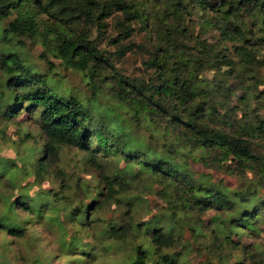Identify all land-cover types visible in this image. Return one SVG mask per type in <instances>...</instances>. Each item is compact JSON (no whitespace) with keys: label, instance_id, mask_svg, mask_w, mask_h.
Here are the masks:
<instances>
[{"label":"rangeland","instance_id":"1","mask_svg":"<svg viewBox=\"0 0 264 264\" xmlns=\"http://www.w3.org/2000/svg\"><path fill=\"white\" fill-rule=\"evenodd\" d=\"M130 1L141 17L130 22L133 31L120 42L135 44L131 51L119 58L112 55L115 45L107 37L115 36V21L120 19L116 14L105 20L107 27L102 38L94 26L89 32L115 70L146 80L152 70L145 68L142 61L151 54L155 43L160 45L178 17L165 12V0ZM32 12L39 28L58 25L57 19L44 11L39 9L35 13L32 9ZM219 15L218 9L200 8L196 0H185L177 19V25L184 29L183 50L176 48L174 52L177 56L189 52L200 62L192 77L193 89L208 93L209 102L215 106L218 119L210 125L236 133L237 124L264 120V23L256 19L255 9L241 7L230 20L245 40L230 42L209 23ZM7 20L0 23V28L6 26ZM84 26L81 22L73 28L77 32ZM65 29L68 28L60 27ZM19 40L22 45L13 48L26 65L44 76L47 87L59 96L76 98L91 115L112 114V122L117 116L129 124L132 138L152 151L159 152L164 145H175L182 138L184 119L176 124L166 118L146 120L141 113L116 100L110 77L97 80L96 91L92 93L83 73L66 67L53 51H45L39 38ZM202 43L211 48H199ZM0 44L4 46L5 42L0 40ZM41 52L52 64L50 69L39 56ZM215 54L217 61L213 62ZM4 69L0 63V93L7 76ZM38 113L37 109L25 108L23 103L10 118L0 115V218L12 219L22 228L19 234L0 228V264H128L133 245L138 242L150 245L143 236V223L151 217L173 228L174 243L163 247L161 252L177 264H264V221H257L255 231L230 232L231 246L209 230L207 221L217 213L214 210L176 211L177 183L173 187L160 183L145 168L100 150L93 152L92 160H87L86 152L71 146H60L55 155H47ZM249 139L252 153L264 158V136L258 134ZM177 145L180 147L176 157L186 165L195 182L217 181L232 188L239 181L257 183L262 176L256 167L237 166L232 159L219 163L209 160L210 156L201 157V150L186 140ZM104 176L117 178L123 187H117L109 200L103 199ZM258 195L264 196V183ZM92 199L99 203L92 204ZM81 211L84 220L80 218ZM79 245L83 247L79 249Z\"/></svg>","mask_w":264,"mask_h":264},{"label":"trees","instance_id":"2","mask_svg":"<svg viewBox=\"0 0 264 264\" xmlns=\"http://www.w3.org/2000/svg\"><path fill=\"white\" fill-rule=\"evenodd\" d=\"M165 1V12L179 18L185 0ZM196 2L200 8L220 11L221 15L209 20V23L223 39L230 42L242 43L245 40L237 25L230 20V16L240 11L241 7L255 9L256 19L260 24L264 23V0ZM32 9L35 13L40 9L56 18L59 26L53 24L39 28ZM12 13L15 15L8 19ZM115 14L120 16L115 21V36H108L107 40L115 45L112 55L119 58L136 47L130 41L120 42L131 35L133 29L130 22L141 17L130 0H0V23L8 19L6 26L0 28V40L7 45L0 44V63L7 74L0 93V115L10 118L23 103L29 110L37 109L40 129L45 137L44 150L49 156L55 155L60 146H71L86 152L87 160H92L93 152L100 150L145 168L160 183L170 187L177 183L174 185L176 211L190 213V210H214L217 213L208 219L207 225L223 241L232 244L230 232L236 229L241 232L255 231L257 221H264V196L258 195V189L264 183V158L252 153L249 137L258 134L264 136V120L257 119L255 124H237L236 133L210 125L218 119L215 106L209 102L208 93L193 89L192 77L198 72L200 62L191 57L189 52L183 51L184 56H177L174 52L176 48H183L184 29L177 25L178 18L173 20L168 34L160 40V45L155 43L151 54L142 61L145 68L152 70L146 80L119 73L111 65L108 56L96 47L95 38L89 32V28L94 26L102 38L107 27L105 20ZM81 22L85 26L76 32L73 27ZM61 26L70 32L68 29L60 30ZM20 37L39 38L45 51H53L66 67L83 73L92 93L96 91L97 80L110 77L115 85L113 95L116 100L132 108L135 113H141L146 120L166 118L169 123L176 124L184 119L182 138L177 137L175 145H164L159 152L152 151L145 143L133 139L129 124L117 116L114 115L112 122V114L91 115L88 108L76 98L59 96L47 87L44 76L26 65L13 48L22 45ZM199 48H211V45L202 43ZM239 48L243 47L240 45ZM39 56L50 69L52 64L47 61L45 53L41 52ZM215 61L216 54L213 56ZM106 68L110 69L109 72ZM181 140H186L193 148H199L201 157L210 156L209 160L219 163L232 159L237 166L256 167L262 176L257 183L239 181L232 188L217 181L207 184L195 182L186 165L176 157L180 147L177 144ZM92 141L95 146H92ZM103 182L106 188L104 200L113 198L116 188L122 185L117 178L108 179L105 176ZM30 200L35 203V199ZM91 202L99 203L93 199ZM12 205L8 204L9 210ZM80 213V218L84 220L83 211ZM143 224V236L150 245L143 242L133 245L128 264H177L172 257L161 252L163 247L174 243L176 237L173 236V228L153 217ZM0 228L12 234H19L22 230L12 219L3 221V218H0ZM82 247L79 245L78 248Z\"/></svg>","mask_w":264,"mask_h":264}]
</instances>
